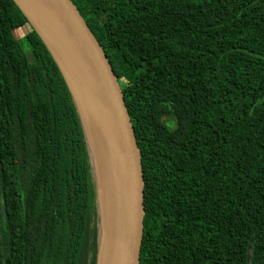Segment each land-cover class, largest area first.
Masks as SVG:
<instances>
[{"label":"trees","instance_id":"16d2710c","mask_svg":"<svg viewBox=\"0 0 264 264\" xmlns=\"http://www.w3.org/2000/svg\"><path fill=\"white\" fill-rule=\"evenodd\" d=\"M71 1L142 154L140 264H264V0ZM43 41L0 0V264H99L88 133Z\"/></svg>","mask_w":264,"mask_h":264},{"label":"water","instance_id":"95a60500","mask_svg":"<svg viewBox=\"0 0 264 264\" xmlns=\"http://www.w3.org/2000/svg\"><path fill=\"white\" fill-rule=\"evenodd\" d=\"M17 2L29 17L27 9L32 6L51 30L53 42L61 51L59 58L67 59L72 66L92 102L102 130L115 192V223L109 264H140L145 215L142 154L113 66L71 0ZM60 65L74 91L62 63ZM100 250L101 222L99 253Z\"/></svg>","mask_w":264,"mask_h":264},{"label":"bare ground","instance_id":"6f19581e","mask_svg":"<svg viewBox=\"0 0 264 264\" xmlns=\"http://www.w3.org/2000/svg\"><path fill=\"white\" fill-rule=\"evenodd\" d=\"M28 7L29 9H27V11L31 19L44 34L46 39L50 41L58 56H60L61 51L59 47L55 46V43L53 42L51 30L46 24L42 22L38 15V12L32 6ZM61 61L66 74L69 77L70 82L74 88V92L83 115L84 125L89 137V148L97 178L96 187L98 189V201L100 202L99 206L100 204H102L105 208V223L101 233L99 264H109L111 257V244L114 235L115 192L114 181L109 167L107 147L89 96L78 81L69 61L67 59L64 61L61 59ZM100 214L102 220L101 206Z\"/></svg>","mask_w":264,"mask_h":264},{"label":"rangeland","instance_id":"374dc122","mask_svg":"<svg viewBox=\"0 0 264 264\" xmlns=\"http://www.w3.org/2000/svg\"><path fill=\"white\" fill-rule=\"evenodd\" d=\"M26 32H27L26 29H19L15 33H16V35L18 37H20V36L24 35ZM37 48L39 50L40 56L43 59V61L49 60L50 56L51 57L55 56V58L57 60H59L60 63H62L61 59L59 58V56L56 53L55 49L53 48L52 44L50 43V41H48L46 39L45 36H44V41L41 44H38ZM62 66H63V64H62ZM89 150H90V148H89ZM100 206H101V209H102V220H101V233H102V229H103V226H104V223H105V208L103 207L102 204H100Z\"/></svg>","mask_w":264,"mask_h":264}]
</instances>
